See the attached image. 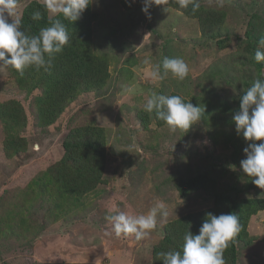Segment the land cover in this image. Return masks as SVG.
I'll return each instance as SVG.
<instances>
[{
  "label": "rangeland",
  "instance_id": "374dc122",
  "mask_svg": "<svg viewBox=\"0 0 264 264\" xmlns=\"http://www.w3.org/2000/svg\"><path fill=\"white\" fill-rule=\"evenodd\" d=\"M29 1L1 2L0 19L18 20ZM38 1L53 12L70 0ZM162 1L92 0L99 12L93 41L109 59L108 84L102 91L79 94L47 127L35 126L33 96L17 88L0 62V102L20 101L28 120L21 132L26 149L9 158L0 120V264H151L163 226L214 204L210 186L182 196V177L205 172L217 157L219 187L249 179L239 170L251 166L264 141V106L253 109L264 101V90L250 91L251 84H245L256 76L250 62H243L251 0H200L225 13L223 48L218 37L203 39L196 18ZM255 1L264 19V0ZM108 28L118 30L117 43L102 39ZM238 93H248L240 130L221 123L215 135L198 111L219 107L218 98L232 103ZM172 94L188 100L191 108L159 123L154 110ZM87 124L104 129L103 183L77 199L43 196L45 178L34 181L62 157L70 129ZM262 154V162L253 163L264 172ZM258 184L249 196L264 197V182ZM248 231L253 240L237 243L236 264H264V209L251 217Z\"/></svg>",
  "mask_w": 264,
  "mask_h": 264
},
{
  "label": "trees",
  "instance_id": "16d2710c",
  "mask_svg": "<svg viewBox=\"0 0 264 264\" xmlns=\"http://www.w3.org/2000/svg\"><path fill=\"white\" fill-rule=\"evenodd\" d=\"M3 1L9 0H0V3ZM165 3L177 8L180 6L185 14L197 18L203 39L218 37L217 45L220 48L227 46V37L220 38L224 12L206 8L200 0H165ZM255 3V0L248 3L250 19L245 30L246 55L243 62H250L256 70V76L245 84H251L250 91L259 87L258 91H262L264 19L261 18V10L253 7ZM157 5L161 7L160 2ZM98 15L92 0H70L53 12L47 3L30 0L23 5L18 20L0 19V62L12 74L17 88L33 96L35 126L53 124L79 94L99 92L107 86L109 59L105 53L99 52L97 43L93 41V23ZM118 34V30L108 28L101 37L107 42L117 43ZM245 94L238 93L232 103L218 98L219 107L214 110L208 107L197 114L202 122L213 127L215 135L221 123L231 125L234 131L240 130L237 124L247 113ZM187 102L178 94H172L156 106L154 116L162 124L174 115L179 114L180 118L185 110L191 108ZM263 106L264 101L261 100L253 109ZM139 115L141 119H146ZM0 120L6 157L25 151L27 141L21 132L28 120L21 102L15 99L0 102ZM209 135L214 138L211 130ZM232 138L230 131L226 140L230 142ZM105 145L102 127L87 124L71 128L62 142V157L34 183L45 178L41 182V193L43 196L48 194L49 199L55 194L77 199L94 191L104 181ZM260 147L255 149L257 154L253 159L257 164L262 162L264 141ZM230 158L235 163L239 160L233 152ZM217 159L214 157L205 172L182 177L178 182L182 196L210 186L214 192V204L189 212L163 226V237L151 250V264H236L237 243L252 242L248 225L251 217L264 209V197L249 196V192L256 191L258 183L264 182V172L250 161V167L245 164L239 170L244 178H249L247 181L242 185L229 182L219 187ZM254 175L257 182L252 181L254 178L250 179ZM245 192L247 197L242 196Z\"/></svg>",
  "mask_w": 264,
  "mask_h": 264
},
{
  "label": "clouds",
  "instance_id": "9594fccd",
  "mask_svg": "<svg viewBox=\"0 0 264 264\" xmlns=\"http://www.w3.org/2000/svg\"><path fill=\"white\" fill-rule=\"evenodd\" d=\"M162 3H163V4H166V3H165V0H163ZM168 5H169V4H168ZM170 6H171V7H174V6H172V5H170ZM160 9H161V8H160ZM176 9H177V10H183V9L180 8V6H179V8L176 7ZM160 11H161V10H160ZM183 12H184V11H183ZM186 15H187V14H186ZM187 16H188V17H189V16L192 17L193 15L190 14V15H187ZM193 18H195V17H193ZM196 19H197V18H196ZM197 20H198V19H197ZM200 32H201V29H200Z\"/></svg>",
  "mask_w": 264,
  "mask_h": 264
}]
</instances>
